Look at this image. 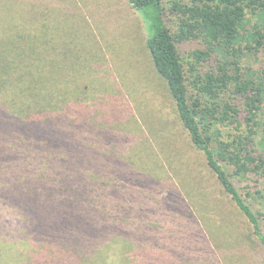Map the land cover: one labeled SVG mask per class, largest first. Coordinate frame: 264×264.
Segmentation results:
<instances>
[{
  "label": "trees",
  "instance_id": "1",
  "mask_svg": "<svg viewBox=\"0 0 264 264\" xmlns=\"http://www.w3.org/2000/svg\"><path fill=\"white\" fill-rule=\"evenodd\" d=\"M163 1L129 0L147 24L146 46L167 83L190 142L204 154L223 192L252 224L264 248L260 219L264 211L252 209L232 177L264 167V158L252 154L260 133L257 118L264 106V0L175 1L173 9L182 15L185 27L178 35L164 20ZM46 16L35 4L0 1V32L4 34L0 37V103L10 113V117L6 112L0 115L5 117L0 118V135L6 145L0 147V161L22 151L27 173L40 179L28 180L17 190L23 194V211L31 227L27 237L32 241L34 234L39 236L25 248L27 262L101 264L106 242L137 237L131 226H120L127 221L122 207L136 203L130 193L141 195L138 207L157 194H163L158 200L164 202L169 192L175 193L179 204L192 207L191 193L175 174L168 183L156 176L164 164L155 154L146 158L134 152L145 161L143 165L115 166L126 179H104V121L95 107L103 105L104 95L83 88L81 79L75 82L74 73L67 70H74L75 65L65 60L86 56L75 49L56 51L59 42ZM186 30L188 36L194 32L202 36L221 54L215 68L201 76L195 66L187 74L178 50L177 42L185 38ZM201 54L199 60L204 58ZM250 54L257 55L261 71L247 76L241 63ZM79 70L85 77L83 62ZM59 74L61 80L65 78L60 85ZM70 109L76 115L71 116ZM224 122L239 133L222 138L217 126ZM261 133L264 144V127ZM153 145L146 141L145 148ZM224 164L234 166L233 174ZM110 189L116 192L114 201L104 202V192ZM52 233L61 236L51 239ZM40 240L43 250L35 247Z\"/></svg>",
  "mask_w": 264,
  "mask_h": 264
},
{
  "label": "rangeland",
  "instance_id": "2",
  "mask_svg": "<svg viewBox=\"0 0 264 264\" xmlns=\"http://www.w3.org/2000/svg\"><path fill=\"white\" fill-rule=\"evenodd\" d=\"M19 1L24 6L35 4L43 16L47 14L50 32L59 42L56 51L70 53L75 49L86 56L78 60L68 57L65 63L76 66H73L74 70L67 67L69 73H74L75 82L81 79L83 88L104 95L103 105H95L98 111L101 110L104 121V153H107L104 179H126L115 170V166L143 165L145 161L134 152L146 154V158L155 154L164 164V170L155 171L156 176L168 183L171 174H175L191 193L192 207L179 204L174 192L164 194V202L158 200L163 194L152 195L144 202L146 205L138 207L136 203L141 201V195L130 193L128 196L136 203H125L122 207L127 221L120 226L122 229L131 226L137 237L106 242L101 264H264V248L253 234L252 224L223 192L215 174L207 166L204 154L190 142L167 83L156 71L146 46L147 24L129 0ZM175 1L186 2L164 0V20L178 35L185 27L182 15L173 9ZM2 35L0 32V37ZM184 37L177 46L187 74L191 66H195V73L200 76L213 70L221 54L195 32L188 36L186 30ZM200 53L204 57L201 60L198 59ZM256 58V54L243 58L242 72L247 76L260 73ZM81 62L87 69L84 79L79 70ZM59 78L58 85L65 79L61 80L62 74ZM190 88L194 90L192 84ZM69 111L71 116L76 115L74 109ZM5 112L10 117L0 103V115ZM257 119L260 133L256 135L257 144L253 145L252 154L264 158L261 133L264 106ZM217 128L222 138L239 133L227 122ZM146 141L154 143L152 149L145 148ZM213 142L216 144L215 139ZM1 146L6 145L0 135ZM21 153L0 161V264H52L51 260L28 263L24 256V253L28 254L25 250L28 243L36 241L39 236L34 234L35 240L32 241V237H27L31 227L26 220L27 213L23 211V194L17 190L28 180L40 179L27 173V160ZM152 159L154 164L156 158ZM224 166L233 174L234 166ZM263 168L261 166L258 172L251 168L243 175H232L255 212L264 211ZM115 193L106 190L104 202H113ZM260 219L264 231V217ZM35 230L37 233L38 229ZM60 236V233H52L50 238ZM35 247L44 249L41 240ZM61 264H68V261Z\"/></svg>",
  "mask_w": 264,
  "mask_h": 264
}]
</instances>
